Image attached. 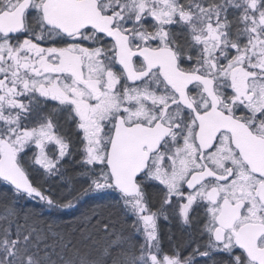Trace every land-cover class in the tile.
I'll return each instance as SVG.
<instances>
[{
	"label": "snow or ice",
	"instance_id": "1",
	"mask_svg": "<svg viewBox=\"0 0 264 264\" xmlns=\"http://www.w3.org/2000/svg\"><path fill=\"white\" fill-rule=\"evenodd\" d=\"M0 264H264V0H0Z\"/></svg>",
	"mask_w": 264,
	"mask_h": 264
}]
</instances>
